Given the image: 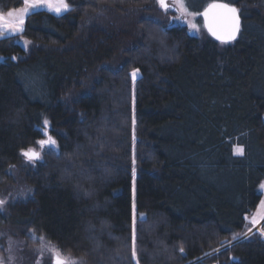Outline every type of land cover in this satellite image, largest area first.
Returning a JSON list of instances; mask_svg holds the SVG:
<instances>
[{
    "label": "trees",
    "instance_id": "16d2710c",
    "mask_svg": "<svg viewBox=\"0 0 264 264\" xmlns=\"http://www.w3.org/2000/svg\"><path fill=\"white\" fill-rule=\"evenodd\" d=\"M184 1L202 20L214 0ZM227 1L242 15L229 43L147 17L157 0H69L0 38L4 229L87 264H264L258 232L207 255L243 228L264 181V0ZM47 130L54 146L37 143Z\"/></svg>",
    "mask_w": 264,
    "mask_h": 264
},
{
    "label": "rangeland",
    "instance_id": "374dc122",
    "mask_svg": "<svg viewBox=\"0 0 264 264\" xmlns=\"http://www.w3.org/2000/svg\"><path fill=\"white\" fill-rule=\"evenodd\" d=\"M67 3L70 6L69 0H67ZM169 3H172L173 5L176 6L175 11H172V9L164 10L159 5L158 7L159 13L155 14L154 12H151L147 14V17H151L152 19L158 21L166 20V25H167L166 27L172 25L184 26L186 27L188 32L194 36L202 37L208 33V31L205 28L203 19L199 20L200 15L196 12L190 11L187 8L184 0H169ZM24 7H25V2H23L21 6L12 9L19 10ZM38 10H48L57 15H63L67 12V11H61L60 13H57L54 10H51L47 6H41L35 9H31L29 14ZM8 11H3L0 8V12H3L5 14ZM29 14L24 16L23 31L25 30L26 20ZM150 14H154V15H150ZM18 15L19 13L17 12V16H14L12 19L13 20L17 19ZM22 32L9 33L4 36L17 35ZM1 37L3 36H0V38ZM23 44L26 47H29L31 45V41L28 39H24ZM140 76H141V72L139 71L135 80H137ZM48 131L49 130L46 131L48 136H45L42 140H46L50 137ZM47 145L48 144H45V146ZM236 146L242 147L241 145H236ZM262 185H264V181L261 183L259 188L260 192L262 193L261 201H264V187H262ZM0 200L5 201V203L2 206H0V212H2L6 208L8 198L5 197L3 194H0ZM254 218L258 221L256 225H253L251 223L252 219ZM258 224L259 226L257 227ZM249 228H251L253 232L251 231L252 233L250 235H247L248 233H250L248 231ZM261 229H264V207H261V202H260L259 205L256 207V209H254L253 211H251L246 215V220L243 228L235 232L232 235V238L229 242L235 241L241 237H244L245 235H247L246 238L250 237L252 234L256 232L262 234ZM262 235L264 236V234ZM234 236H236L237 238L233 239ZM224 248H226L225 244L211 251L208 254L217 253ZM57 251L61 256V258L64 260H68L70 262L76 261L77 264H87L86 260L82 257L63 253L58 248V246L55 243H53L50 239H48L44 235L35 233L32 229L27 232L26 236H21L15 231H11L10 229L8 230L4 229L0 225V264H54V257ZM10 257L11 259H9Z\"/></svg>",
    "mask_w": 264,
    "mask_h": 264
},
{
    "label": "snow or ice",
    "instance_id": "6c2138e0",
    "mask_svg": "<svg viewBox=\"0 0 264 264\" xmlns=\"http://www.w3.org/2000/svg\"><path fill=\"white\" fill-rule=\"evenodd\" d=\"M25 7L19 10L11 9L6 14L3 12H0V36H4L9 33H16V32H22L23 31V23H24V16L29 14L31 9H35L41 6H47L51 10H54L57 13H60L61 11H69L70 6L67 3V0H24ZM158 4L167 10L168 5L166 3V0H157ZM210 7L216 8V7H222L226 8V5H216L213 4ZM229 11L233 13V19H234V26L232 32L228 35L227 40H233L235 39L236 33L239 31V20L238 17L235 16V13L237 12V9L230 8ZM17 12L19 13L18 18L13 20L12 18L14 16H17ZM207 12H205V15ZM215 35V33H213ZM139 69H133L131 72V76L133 78V81H135L137 74L139 73ZM133 124H135V118L133 117ZM44 125H48V121H44ZM39 145H52L54 146L56 144V141L49 137L46 140H39L37 141ZM234 152L238 155H243V148L239 146L234 147ZM21 154L30 162L35 163V161L39 160L40 154L36 152L32 148L22 149ZM133 172H135V169H133ZM264 187V185H262ZM5 203V201L0 200V206H2ZM261 207H264V201H261ZM133 208L135 209V205L133 204ZM143 215V214H141ZM257 220L254 218L252 219L251 223L253 225L257 224ZM249 232L252 231L251 228L248 229ZM262 234H264V229H261ZM243 235V234H241ZM237 237L234 236L233 239H236ZM132 247H131V255L134 259L137 258V246H136V231H135V214L133 216V230H132ZM180 251L183 252V247L180 248ZM11 259V257L9 258ZM54 264H77L76 261H68L61 258L58 251L55 254L54 257ZM136 264H139V261L137 259Z\"/></svg>",
    "mask_w": 264,
    "mask_h": 264
},
{
    "label": "water",
    "instance_id": "95a60500",
    "mask_svg": "<svg viewBox=\"0 0 264 264\" xmlns=\"http://www.w3.org/2000/svg\"><path fill=\"white\" fill-rule=\"evenodd\" d=\"M166 3L168 5L167 9L176 10V6L173 5L172 3H169V0H166ZM213 4L226 5L227 7L226 8L210 7ZM230 8L237 9L235 16L238 17V20H239V31L236 33L235 39L233 40H227V37L232 32L233 26H234V19H233L234 14L229 11ZM205 12H207L206 15H205ZM200 14L202 16L206 30L217 41L229 43V42H233L237 40V38L239 37V34L242 29V15H241L240 9L237 4H234V3H231L225 0H214L210 2L201 11ZM213 33H215V35H213ZM252 232L248 233L247 235H250ZM247 235L235 241H232V242H229V240L226 239L223 241V243L225 244V247H228L236 242L243 240L244 238H246ZM207 255H211V254H207Z\"/></svg>",
    "mask_w": 264,
    "mask_h": 264
},
{
    "label": "bare ground",
    "instance_id": "6f19581e",
    "mask_svg": "<svg viewBox=\"0 0 264 264\" xmlns=\"http://www.w3.org/2000/svg\"><path fill=\"white\" fill-rule=\"evenodd\" d=\"M259 226V224L257 225V227Z\"/></svg>",
    "mask_w": 264,
    "mask_h": 264
}]
</instances>
